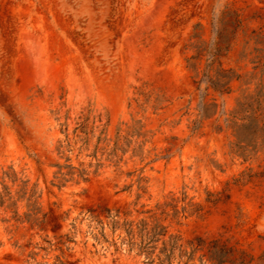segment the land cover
Listing matches in <instances>:
<instances>
[{"label": "rangeland", "instance_id": "rangeland-1", "mask_svg": "<svg viewBox=\"0 0 264 264\" xmlns=\"http://www.w3.org/2000/svg\"><path fill=\"white\" fill-rule=\"evenodd\" d=\"M252 120L264 0H0V264H264Z\"/></svg>", "mask_w": 264, "mask_h": 264}, {"label": "trees", "instance_id": "trees-1", "mask_svg": "<svg viewBox=\"0 0 264 264\" xmlns=\"http://www.w3.org/2000/svg\"><path fill=\"white\" fill-rule=\"evenodd\" d=\"M212 86L221 93L225 91H230L229 82L231 80V76L228 74L220 73V76L216 79H212L208 77ZM205 80V79H204ZM244 129V137H239L236 142L237 152L245 157V159L249 158L250 155L256 152L258 147L257 138L260 136V132L264 130V124L260 126L256 120H252L248 123H243L242 125ZM149 243V242H148ZM205 240L199 238L198 246H204ZM147 246V244L145 245ZM144 246V247H145ZM175 244L171 246V253ZM208 252L210 254V260L213 264H224L231 259V255L234 253V249L232 247H228L225 243L220 242L218 239H212L208 243ZM164 250H166L164 248ZM171 253H167V258L170 257ZM245 254L244 251H242ZM241 264H245L244 258L241 259ZM170 264V263H168Z\"/></svg>", "mask_w": 264, "mask_h": 264}]
</instances>
